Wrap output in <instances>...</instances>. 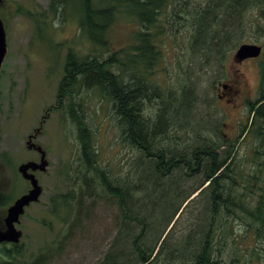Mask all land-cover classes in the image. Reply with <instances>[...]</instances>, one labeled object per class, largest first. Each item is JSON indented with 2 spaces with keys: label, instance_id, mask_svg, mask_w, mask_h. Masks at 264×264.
<instances>
[{
  "label": "rangeland",
  "instance_id": "obj_1",
  "mask_svg": "<svg viewBox=\"0 0 264 264\" xmlns=\"http://www.w3.org/2000/svg\"><path fill=\"white\" fill-rule=\"evenodd\" d=\"M1 1L0 20L7 51L0 69V194L11 197L5 206L0 205L1 230L5 229L8 208L31 190L29 182L18 172L19 166L27 162L40 164L42 158L47 164L43 171H29L37 180L41 193L35 202L24 207L14 224L20 232L18 241L5 244V247L0 244V261L4 259L1 249H12L15 245L19 263L49 253L44 264H98L113 234L114 220L119 216L115 200L97 197L92 204L86 200L80 215L76 216L82 224L70 232L62 231L57 219L50 214L49 206L51 196L70 189L64 180L67 163L79 160L77 129L65 115L67 105L73 102L80 105L78 110L83 114V121L95 134L99 159L110 166L119 165L123 173V160L136 157L135 151L127 149L116 138L120 121L116 117L117 123L113 118L110 103L100 97L98 89H84L78 79L72 83L64 71L68 52L73 54L74 61L85 58L84 62H87L90 54L96 55L98 46L90 44L82 33L80 22L84 12L79 0H55V11L50 9L52 0ZM206 1L183 0L182 10L173 7L174 11L168 12L160 44L161 57L153 61L147 72L139 73V68L142 71L145 68L136 65L134 70L130 62L136 43L134 35L139 28L132 17H118L105 35L106 46L109 52L118 51L121 63L125 64L120 66V70L123 68L120 73L122 81L131 82L134 75L132 83L137 84L136 78L146 76L142 81L146 85L141 111L152 122L162 112V124L164 121L166 125L162 130L164 138L177 143L178 150L190 148L188 146L193 144L201 146L205 137L222 142L224 138V144H234L237 172L243 175L252 167L254 150L249 148L246 133L241 134V130L250 125L247 103L254 102L258 95V63L264 54L263 26L258 24L259 9L252 7L242 14L240 27L231 30L229 41L236 40L233 44H222L220 53L197 48L191 43L189 33L195 19V8H203ZM214 42L217 43L216 40ZM243 44L260 46L261 56L243 64L236 62L233 57L235 50ZM103 56H107L106 53ZM242 81L247 83L242 89L246 92L248 89L249 93L244 98L237 97L232 109L226 101L235 96L231 91L241 86ZM59 85L64 86L65 92L71 91L73 86L75 96L59 95ZM224 86L226 90H223ZM219 95H222L221 99ZM175 107L180 111L170 112ZM29 138L41 153L27 147ZM73 171H69L71 176ZM201 178L202 175L188 180L180 178L181 191L196 190ZM135 179L133 174V184ZM197 193L199 191L188 199L190 204L193 202L191 206L185 203L190 208L177 218L174 237H178L191 220L201 219L202 202L198 203L203 199L196 197ZM75 194L79 199L81 191L77 190ZM143 195L138 191L134 198ZM229 222L231 236L236 237V246H240L236 251L241 255L239 261L246 264L250 259V264L264 263L260 260L263 252L257 261L261 245L250 226L233 218ZM247 233V240L239 242V237ZM57 234L62 241L56 240ZM56 242V247H53ZM228 253L229 250L226 261Z\"/></svg>",
  "mask_w": 264,
  "mask_h": 264
},
{
  "label": "trees",
  "instance_id": "obj_2",
  "mask_svg": "<svg viewBox=\"0 0 264 264\" xmlns=\"http://www.w3.org/2000/svg\"><path fill=\"white\" fill-rule=\"evenodd\" d=\"M79 2L84 12L79 21L80 28L88 42L97 45L98 50L96 55H89L87 62H84L85 58L74 61L73 54L68 52L64 71L72 83L78 79L77 82H81L84 89H98L100 97L110 103L113 118L116 120L118 117L120 121L116 138L127 149L135 151L136 157L134 160H123L126 169L124 171L123 168V173L119 165L110 166L99 159L95 134L83 121V114L78 110L80 105L74 102L67 105L65 115L77 129L79 160L77 163L72 160L67 163L64 180L69 183L70 189L50 197V214L57 219L62 231L70 232L82 224L76 216L80 215L86 200L91 204L97 197L115 200L119 216L114 220L113 234L98 264H242L238 259L240 252L236 253L240 246H236L237 239L231 236L229 228L231 218L241 220L255 232L261 245L258 261L260 252L264 254V54L258 63L257 98L247 103L250 125L241 130V134L246 133L249 148L254 150L252 167L248 173L241 175L237 172L234 144H224V138L222 142L205 137V140H201V146L193 144L184 150H178L177 143L164 138L162 130L166 125L164 121L162 124V112L152 122L141 111L146 85L142 81L146 76L136 78L137 84L132 83L134 75L131 82L122 81L120 73L123 68L120 70V66L125 64L121 63L118 51L109 52L106 46L105 35L118 17H132L139 28L134 35L136 43L130 54V62L134 70L138 65L145 68L142 71L138 67L139 73L147 72L153 61L161 57L165 16L175 7L182 10L183 0ZM54 4L55 0H52V11L56 8ZM252 7L259 9L258 24L263 26L261 34L264 36V0H207L203 8H195V19L189 33L191 43L207 52L220 53L222 44L230 42L231 30L240 27L242 14ZM105 53L107 56L104 57ZM75 93L73 86L71 91L65 92L64 86L59 85V95L74 97ZM178 111L180 109L175 107L170 112ZM73 169L71 176L69 171ZM133 174L136 175L135 184L132 182ZM200 175L199 188L181 191L180 178L188 180ZM77 190L81 191L79 199L75 194ZM138 191L143 192L144 197L134 198ZM197 191L196 197L201 196L204 201L198 203L202 202L199 212L201 219L191 220L185 227L186 233L184 228L178 237H174V225L190 208L186 207L190 202L188 199ZM188 192L190 194L185 196ZM10 200L11 197L0 194L1 206ZM58 234L56 240L62 241ZM248 237V233L240 236L239 242L246 241ZM56 245L57 242L53 247ZM15 248L1 249L4 259L0 264H44L50 255L39 254L29 262L19 263L16 258L19 252ZM263 256L260 260L264 261ZM246 262L250 264V259Z\"/></svg>",
  "mask_w": 264,
  "mask_h": 264
},
{
  "label": "water",
  "instance_id": "obj_3",
  "mask_svg": "<svg viewBox=\"0 0 264 264\" xmlns=\"http://www.w3.org/2000/svg\"><path fill=\"white\" fill-rule=\"evenodd\" d=\"M2 1L0 0V4ZM6 43H5V32L3 24L0 20V69L3 63V60L5 58L6 54ZM261 54V48L260 46H257L255 44H243L240 45V47L236 50V53L234 55V60L236 62H241L245 59L250 58H257ZM27 147L31 149H35L38 153H41L42 151L40 148L36 147L34 144L29 142L27 144ZM46 162L43 161V158L40 161V164H36L35 162H27L25 164H22L18 168V172L21 174L22 178L29 182L31 186V190L19 199H17L11 207L8 208L6 217L4 219V226L5 229H0V243H13L15 244L19 237L20 232H18L15 229V223L18 221L19 216L23 213L24 207L29 205L32 202H35L40 193L41 188L37 183V180L32 174H29V171L34 170H44L46 167Z\"/></svg>",
  "mask_w": 264,
  "mask_h": 264
},
{
  "label": "flooded vegetation",
  "instance_id": "obj_4",
  "mask_svg": "<svg viewBox=\"0 0 264 264\" xmlns=\"http://www.w3.org/2000/svg\"><path fill=\"white\" fill-rule=\"evenodd\" d=\"M249 60H253V59H249ZM249 60H245V61H242V62H240V63L243 64L244 62L249 61ZM245 85H247V83L244 84V82L242 81L241 86H239V87H238L236 90H234L233 92L231 91V94H232V95H233V94L235 95V96L233 97L232 101L235 102L237 97L244 98V97H246V96L248 95L249 90L246 88V89H247V92H246L245 89H242V86H245ZM226 89H227V87L224 86V87H223V90H226ZM219 91H221V88L219 89ZM245 93H246V95H245ZM221 96H222V95H219L218 98L221 99ZM248 98H252V97L248 96ZM226 103L229 104V106H230L232 109L235 108V105H234V104H233V105L231 104V100H227ZM244 103H245V101H244Z\"/></svg>",
  "mask_w": 264,
  "mask_h": 264
},
{
  "label": "bare ground",
  "instance_id": "obj_5",
  "mask_svg": "<svg viewBox=\"0 0 264 264\" xmlns=\"http://www.w3.org/2000/svg\"><path fill=\"white\" fill-rule=\"evenodd\" d=\"M99 175V174H98Z\"/></svg>",
  "mask_w": 264,
  "mask_h": 264
}]
</instances>
